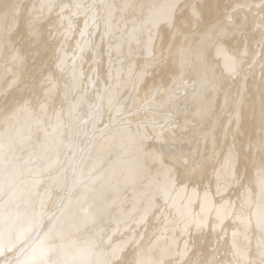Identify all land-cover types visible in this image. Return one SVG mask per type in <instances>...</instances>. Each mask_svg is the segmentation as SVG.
<instances>
[{"label":"snow or ice","instance_id":"6c2138e0","mask_svg":"<svg viewBox=\"0 0 264 264\" xmlns=\"http://www.w3.org/2000/svg\"><path fill=\"white\" fill-rule=\"evenodd\" d=\"M210 174L232 260L201 245ZM0 264H264V0H0Z\"/></svg>","mask_w":264,"mask_h":264},{"label":"bare ground","instance_id":"6f19581e","mask_svg":"<svg viewBox=\"0 0 264 264\" xmlns=\"http://www.w3.org/2000/svg\"><path fill=\"white\" fill-rule=\"evenodd\" d=\"M21 3L25 4H32V3H39L40 0H20ZM57 2H60V0H57ZM63 2H70V0H63ZM119 2V0H117ZM233 2H239V3H251L253 0H233ZM256 3L259 2V0H255ZM243 11H247V9H244ZM258 9L253 10V14L257 12ZM75 21H78V23L73 24L72 32L68 35L67 41L64 42L63 38L61 37V41L65 43V52L69 60V65L72 63L73 53L76 54V63L79 66V70H81L85 77H91L93 75L92 69L96 67V65L93 63V59L100 61L103 59L104 67H107V60H108V54H107V42H105V51L104 54L96 55L94 57L93 53L97 52V49H92V43L95 42L97 45H99L100 41L98 36L95 34L89 35L88 30L84 29V23H83V17H75ZM256 20H259V16H256ZM67 23V21H65ZM60 24L59 21L56 23V27L59 28ZM84 32V35L81 36L80 33ZM257 37H258V30H257ZM80 44L81 48H83V51H81L79 48H77V44ZM157 45H159L160 41H156ZM59 46V45H57ZM253 48H255V45H253ZM258 52V49H256ZM113 57L115 58V53H113ZM136 59H140V57H137ZM135 64V61H133V65ZM133 70L135 68L133 67ZM256 84H259L260 82V68L257 64L256 69ZM87 82V81H86ZM251 82V81H250ZM89 91L91 92L92 89L89 87ZM209 180L211 183L209 184V181H205V185L210 188V203L207 206L206 209V221L207 226L203 230V239L201 240V245L206 249L207 253L209 254H215L217 259H228L232 260L233 257L228 254L233 241L232 233L236 230V225L233 223L232 219H224L222 223H220L217 226V217H216V210L219 209L221 201V195L225 197V199L230 198L231 200H235L236 197L234 194H232L231 190H227L221 195H216V177L211 175L209 176ZM192 196L193 197V207L194 210L197 212L201 211L200 205L203 203V189H198V198L196 195L192 192L191 189L188 190V192L181 193L180 196L184 197ZM152 225L153 228L150 229L151 231H156L157 234L163 233V236L171 242L172 237H175V240L177 243L180 244V247H183V241L188 239L187 235H182L180 233L179 229L173 230L172 225L168 222V220H165L164 218H161V220H153ZM214 229V230H213ZM126 234V229H124L122 222L114 221L112 223V229L110 231V236L112 241L119 244ZM238 242L243 243V237L238 236L237 237ZM160 243H164V240L162 239ZM252 247L254 249L255 247V240L252 241ZM216 249L217 251L214 253L213 250Z\"/></svg>","mask_w":264,"mask_h":264}]
</instances>
